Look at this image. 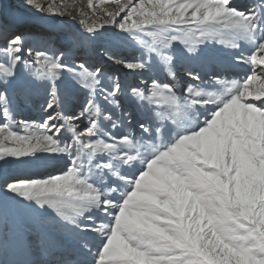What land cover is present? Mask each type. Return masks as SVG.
I'll list each match as a JSON object with an SVG mask.
<instances>
[{"label": "snow or ice", "instance_id": "obj_1", "mask_svg": "<svg viewBox=\"0 0 264 264\" xmlns=\"http://www.w3.org/2000/svg\"><path fill=\"white\" fill-rule=\"evenodd\" d=\"M109 2L0 3V264H264V0Z\"/></svg>", "mask_w": 264, "mask_h": 264}, {"label": "rangeland", "instance_id": "obj_2", "mask_svg": "<svg viewBox=\"0 0 264 264\" xmlns=\"http://www.w3.org/2000/svg\"><path fill=\"white\" fill-rule=\"evenodd\" d=\"M39 1H41V0H36L37 3H39ZM44 1H47V0H44ZM96 1H97V3H96ZM125 1L126 0H120L121 3H125ZM4 2H5V0H0V3H4ZM7 2L14 4V5H20L23 3V0H19L17 2H16V0H7ZM70 2H73V0H70ZM88 2H89V0H82L81 4H80V7L83 6L82 9L84 8L83 12H85V13H90L92 11L91 9H89L87 7ZM93 2L96 3L97 5H99V0H93ZM243 2H247V0H243ZM51 3H53V2H50L48 4H51ZM55 3L61 4V5H67L68 4V3H66V1H56ZM105 6L106 7H115V0H110V2ZM80 10L81 9H78V8H73V9L69 8L68 11L74 13L75 15H68L66 17H69L68 19H70V20L78 21L79 16L83 14ZM97 11L98 12L100 11L99 8L97 9ZM26 115L35 116V115H37V113L36 112H30V113H27Z\"/></svg>", "mask_w": 264, "mask_h": 264}, {"label": "bare ground", "instance_id": "obj_3", "mask_svg": "<svg viewBox=\"0 0 264 264\" xmlns=\"http://www.w3.org/2000/svg\"><path fill=\"white\" fill-rule=\"evenodd\" d=\"M17 1H19V0H16V2ZM56 1H66V3H68L67 4V6H68V9L70 8V9H73V8H78V9H82V7H80V4H81V1L82 0H73V2H70V0H47V1H44V0H41V1H39V3H43V4H48V3H50V2H56ZM126 2V1H125ZM96 3H97V1H96ZM84 9V8H83ZM65 18H69V17H65Z\"/></svg>", "mask_w": 264, "mask_h": 264}]
</instances>
